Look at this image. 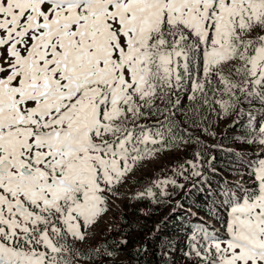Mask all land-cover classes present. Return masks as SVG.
<instances>
[{
    "label": "snow or ice",
    "instance_id": "6c2138e0",
    "mask_svg": "<svg viewBox=\"0 0 264 264\" xmlns=\"http://www.w3.org/2000/svg\"><path fill=\"white\" fill-rule=\"evenodd\" d=\"M154 207L164 264H264V0H0V264H141Z\"/></svg>",
    "mask_w": 264,
    "mask_h": 264
},
{
    "label": "rangeland",
    "instance_id": "374dc122",
    "mask_svg": "<svg viewBox=\"0 0 264 264\" xmlns=\"http://www.w3.org/2000/svg\"><path fill=\"white\" fill-rule=\"evenodd\" d=\"M221 127H223V125H221ZM223 145L225 147H230L231 146V136L225 138L223 140ZM221 158L218 161L219 163H217V167L218 168H222V169H227L228 167V162L229 160L232 159V157L228 156L226 153H221L220 154ZM253 159L255 157H252ZM172 166V157L166 156L164 158H162L161 160H159L156 163H151L149 164L144 172L145 178L146 179H150L152 178L153 173H158L161 171L162 168H168ZM227 178V177H226ZM220 179L219 178H214L213 179V183L214 184H218L220 183ZM131 193H129L130 195ZM199 195V193L194 194L188 201V205H191L193 203L194 200H196V197ZM205 196H207V194H205ZM193 200V201H191ZM131 211V210H129ZM167 212L166 208H155L154 207V213H153V217L150 219H141L138 215H133L131 217L132 219V224L131 226H126L125 230L126 231H135L136 233H138L139 235L142 236H147V237H152L150 243L146 240L145 242L148 244V252L151 254L152 251L149 249H161V242L162 241H166L167 236H172L174 238V242L175 240L179 239V236L181 235L180 232L177 231V228L179 227L178 221H180L182 218L180 216H177L175 219L173 220H169L167 222V224L163 227L162 231L160 234H156L155 232L151 231V229H153L155 223L157 222V220H162L164 217V214ZM191 217H188L187 220H191ZM120 223H123V220L120 221ZM167 234V235H165ZM155 251V250H153ZM167 259V258H165ZM164 259V260H165ZM163 260V261H164ZM151 264H164V263H159L157 262V258L155 256L151 257Z\"/></svg>",
    "mask_w": 264,
    "mask_h": 264
},
{
    "label": "trees",
    "instance_id": "16d2710c",
    "mask_svg": "<svg viewBox=\"0 0 264 264\" xmlns=\"http://www.w3.org/2000/svg\"><path fill=\"white\" fill-rule=\"evenodd\" d=\"M149 250H151L152 253L150 254L148 252L147 255H144L143 258H142L141 264H151L150 262H151V257L152 256H155L157 258V262L164 263L163 260L166 257L163 256L161 249H155V248H153V249H149ZM153 250H155V251H153Z\"/></svg>",
    "mask_w": 264,
    "mask_h": 264
}]
</instances>
